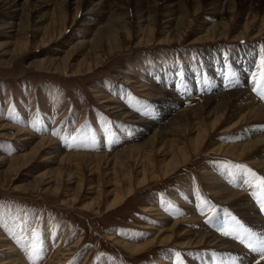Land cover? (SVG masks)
I'll list each match as a JSON object with an SVG mask.
<instances>
[{
    "label": "rangeland",
    "instance_id": "374dc122",
    "mask_svg": "<svg viewBox=\"0 0 264 264\" xmlns=\"http://www.w3.org/2000/svg\"><path fill=\"white\" fill-rule=\"evenodd\" d=\"M14 1L7 6L17 5L12 11L17 10L13 22L19 23V31L11 37L0 27V120L13 127L5 132L8 137H0V264L13 260L12 249L23 254L25 264H33L29 255L35 232L43 247L36 264H49L59 248L62 251L53 264H177V253L183 264L264 262L260 252L248 247L249 243L261 246L264 227L255 228L250 216L223 204L208 189L202 174L216 166L226 178L240 169L247 175L246 181L249 169L264 176L249 168L248 160L211 155L209 144L202 154L193 153L190 164L176 175L164 179L160 169L144 171L146 163L141 155L152 154L156 164L164 157L151 152L150 145L124 153L143 145L162 126L169 139L178 138L181 143L184 137L195 138V130L191 128L182 136L179 126L192 122L207 100L220 103L217 97L223 93L249 89L257 102L264 104V97L253 90V74L264 58V30L256 38L255 26L264 16L262 0H237L239 13L233 19L207 12L213 7L211 11H224L222 1L200 0L199 4V0H181L191 15H186L185 26L177 34H171L163 20L154 26L138 20L111 32L104 41H99L100 35L93 36V24L99 22L95 14L85 10L86 21L75 17L72 4L79 0ZM121 1L110 0L109 13L129 20ZM156 1L147 0L151 10ZM198 6L201 9L195 13ZM139 8L146 13L145 7ZM100 16H104L100 25L107 24L106 13ZM253 17H257L255 24ZM224 25L227 33L220 35L217 32ZM172 37L173 44L161 43ZM251 53L253 62L246 69L244 57ZM108 99L124 109L126 116L110 110L103 103ZM183 108L195 111L180 118L177 115ZM234 110H227L229 123H224L225 128L241 116L242 112ZM202 119L211 122L207 116ZM241 128L230 134H220L219 130L212 143L237 142ZM256 128L264 134V123ZM19 130L27 131L26 135L20 136ZM158 137L156 144L163 139ZM41 138L52 140V144L22 167L23 160L19 163L18 158L32 154ZM260 155L264 160V148ZM155 174L161 178L156 179ZM144 178L142 186L139 182ZM229 185L245 191L254 215L264 222L256 184L245 182L241 188ZM130 189L132 196L114 210H107L117 194L124 196ZM186 189H191V194ZM72 199L76 204L67 203ZM149 207H157L161 215L145 213ZM188 210L202 218L203 227L196 230L210 231L238 247L180 249L177 240L168 239L174 234L168 229L173 221L187 217ZM236 221L254 234L246 236L245 243L234 235H223V231L237 227ZM154 240L141 255H131L123 247L125 241L141 244ZM5 245L13 248L3 251Z\"/></svg>",
    "mask_w": 264,
    "mask_h": 264
},
{
    "label": "bare ground",
    "instance_id": "6f19581e",
    "mask_svg": "<svg viewBox=\"0 0 264 264\" xmlns=\"http://www.w3.org/2000/svg\"><path fill=\"white\" fill-rule=\"evenodd\" d=\"M11 1L0 0V22H1L0 27H4V29H7L6 33L9 35H12L11 37H13L19 31L20 25L19 23L13 22L14 18H17V14H15L17 10L12 11V9L13 7L17 8V5L14 4L13 6L8 7L7 5ZM95 1L96 0H79L77 1V3L72 4V6H74V10L77 13L75 17L78 18L81 16V21H86L85 16H87L88 13L95 14V17L96 16L98 17L96 18V21H99V22L93 24L94 27L92 29V32L94 33L93 34L94 37H98L100 35L99 41H104V39H108V37H111V34H110L111 32L113 31L117 32L118 29H120L123 25L131 26L133 24H136V21L138 20L143 22L145 25L148 24L151 26H154L155 24L159 25L160 21L163 20L164 21L163 26L167 29L168 28L172 29L171 34L175 32L177 34L179 29L186 22L185 21L186 15L188 16L191 15L186 10V7H185L186 4L184 6L185 2L181 0H157L154 5L155 9L153 10H151L148 7L149 4H147V0H122L121 2H123L124 4L122 9L126 10L128 12L127 15H130V16H129V20L125 17L121 19L120 17L114 16V13L112 15L111 13H109L113 5L110 2V0H108L107 2H105V0L103 1L98 0L97 2ZM214 1L216 2L222 1L225 5L224 11H221V12L211 11L215 9V7H213V9L207 10V12L211 15H215V14H217L215 16H218V15L226 16L227 15L233 19L236 13L239 11V8H237V0H214ZM200 3L201 2L199 0V4ZM210 4L213 6V3H210ZM210 4H208V7H210ZM262 4L264 5V0H262ZM139 7H145L146 13L143 12V8L141 9ZM199 7L200 6H198L195 13H197L199 9H201ZM8 10H10V12H8ZM85 10H89L88 13L87 12L84 13ZM105 13H106V16L108 17V22L105 25H100L101 24L100 20H103V17H104L100 15L105 14ZM256 19L257 17L252 18V24L256 23ZM261 21L262 22L260 24L255 25V26H258L256 38L263 35L262 33L264 30V16L262 17ZM228 24L229 23H226L227 28L229 26ZM171 25H173L172 26L173 28L171 27ZM226 26L224 25L223 30L219 29L217 33H219L220 35H225V32L227 31ZM209 35L210 33H208L205 36V38L208 37ZM180 36L181 35H176V37H180ZM174 37H172V39L170 40L164 39L163 41H161V43L165 42L168 44H173ZM202 38H204V36ZM245 52L246 50L240 53H245ZM253 54L254 53H251L249 55L245 54L243 62H245L246 69H248V67L250 68L252 65L251 63L253 61H251V57ZM250 91L249 89H243V90L237 89L235 91L223 93L222 95L217 97L221 101L220 103H216V104H214L213 101L211 100H207L204 106L202 105L201 107H199L200 114L197 117L193 118L192 122L187 120V123L180 125L178 128L180 134L182 133L181 134L182 136H186L189 133V131H191V128H192L193 130H195V132L198 133L195 138L188 139L187 137H184L185 140H183L180 143V140L178 138H171V139L167 138L168 137L167 134L165 135L162 133V128H164L162 126V127L157 128L153 136H150L148 138L149 140L143 143V145L134 147V149L125 150L124 153H128L131 150L138 151V149H141L139 148L140 146L143 147V146H149V145L151 146L150 148L151 152H155L156 154L162 153L164 157L159 164L158 163L156 164L154 162V158L152 157L153 156L152 154L151 155H147V154L141 155V158H143L146 163L145 164L146 168L144 169V171H146V169L148 168H151L153 171L154 170L158 171V169H160V171L162 172V175L155 174L156 179L157 178L160 179L161 177H163L164 179H168L176 175L183 167H186L188 164H190V161L193 160L192 159L193 157H191L193 153H195V155L193 154L194 156H198L202 154L209 144L211 145V147H213V149H211L209 154L224 155L226 157L228 156L229 158H232L238 161L248 160L249 166H250L249 168H252L255 170L258 169L261 173H264V160H260L262 158V156L260 155V152L264 148V134H261L262 131H260L258 128L255 129L257 125L264 123V104L257 102L258 99H255L250 93ZM103 103L106 104L107 107L110 108V110H115V113L119 114L120 116H126L124 109L115 106L112 100L110 99L104 100ZM231 107L235 108L234 111H236L237 109L238 111H240V113L242 112V114L241 116H239L236 123L232 125L230 124L228 127L225 128L224 126L226 125V123L227 122L229 123V120L226 119V115H227L226 112ZM193 111L195 110L183 108L180 110L177 116L180 118H187L188 114ZM204 116H207L208 118H210L211 122L205 123L202 119ZM239 127H242V128H241V133L238 136L239 138L235 140L237 142H232L229 144L225 142H221L218 144L216 143L217 145H215V142L212 143L213 142L212 140L214 136L216 135V132H218L219 130H220L219 133L227 132L230 134L231 132L238 130ZM9 130H13V127L11 125L8 126V124L0 120V137H8L9 135L5 132ZM173 130H177V129L174 128ZM170 132H173L172 129L170 130ZM19 133H20V136L22 135L25 136L27 131L19 130ZM158 135L159 136L161 135L163 139L161 142L156 144L157 143L156 141L159 139ZM175 137H178V136H175ZM20 140L26 141L27 139L22 138ZM50 144H52V140L47 139V138H41L31 150L32 154L21 155L22 158L21 157L18 158L17 162L21 163L20 159H22L23 162L21 166L24 168L27 167L30 164V162L35 160V157L38 155V153L47 149ZM151 152H149V154ZM76 155H81V154H76ZM138 155H140V152L138 153ZM68 156H72V154L71 155L66 154L65 157H68ZM97 156L98 157L100 156L109 157V155H97ZM136 166L138 167L139 164H136ZM217 169L218 167L211 166L210 170H204L202 173L204 175L203 179L208 185V189L211 192H213L214 195L223 204L232 205L236 207L237 208L236 211H239L242 215L250 216L249 220L251 219V223H253L255 228H263L264 222L260 216L254 215L255 208H253L252 206L248 204L249 200L246 194L244 193L245 191L243 192L241 189L239 188L235 189V187L233 188V187H230L231 185H229V183H231L232 185L239 186L241 188L247 179V175H245V172L240 169L239 171L232 172L231 177L226 178L225 176H222V174H220L219 171H216ZM1 182L2 181L0 179V183ZM117 183H119V180H117ZM139 184H141L142 186L145 185L146 184L145 178L142 179L139 182ZM186 191L187 193L191 194L192 190L186 189L185 192ZM132 195H133V191L131 189L127 191V193L124 194V196H120L117 194L115 199L108 204L107 210L108 211L114 210L117 206L125 202L126 198H129ZM76 202L77 201L75 199H72V201L70 202L68 201L67 203L74 205L76 204ZM87 207H90V204ZM188 211L190 213L188 212L187 217H185L184 219L173 221L171 223L172 227L168 229V230H172L174 234L179 233L180 237L178 238L175 237L176 239H173L174 234L172 233L168 237V239L173 240V241L177 240L176 244L179 246L180 249H188V248H193V247H197V248L198 247L200 248L201 247L202 248L203 247H214L220 250H225V249L234 250L235 248L238 247L236 246V244L228 240H223L222 238H220L219 236H217L216 234L210 231L204 232V231L196 230V229L203 227L201 224L202 218L198 217V215L196 216L194 213H191L192 210H188ZM144 212L145 213L151 212V213H154V215L156 214L158 216L161 215V211H159L157 207H149V209H145ZM162 218L163 217H161L160 219ZM109 239L114 240L115 237H110ZM78 243H80V241H78ZM154 243H155V240L147 242V243H141V244H133V243H130L129 241H125V243L123 244V247H125V249L129 251V253H131V255H134V254L141 255L142 253L146 252L147 248L151 247ZM11 248L13 247L6 248V245H5V249L3 251H5L6 249H11ZM61 251L62 249L60 248L56 251L52 259L50 260L49 264L54 263L55 256ZM12 254L13 255L11 256V259L13 260H8L2 264H25V260L22 257L23 254L21 255V253L18 250L12 249ZM67 254H72V252H67ZM16 256H19V257L15 258ZM61 263H64V262H61ZM261 264H264V262H262Z\"/></svg>",
    "mask_w": 264,
    "mask_h": 264
},
{
    "label": "snow or ice",
    "instance_id": "6c2138e0",
    "mask_svg": "<svg viewBox=\"0 0 264 264\" xmlns=\"http://www.w3.org/2000/svg\"><path fill=\"white\" fill-rule=\"evenodd\" d=\"M253 82L255 84L254 91H257L258 94H260L262 97H264V58L261 59L260 64L257 67V72L253 74ZM250 173V178L245 181L249 184H256V187L260 193V204L261 208L264 209V176H258L256 173L252 172L250 169L248 170ZM257 193H253V195H256ZM236 218L233 217V220ZM237 227L233 229L232 231H223V235L225 236H231L234 235L236 239H239L241 243H245V237H251L254 234L251 233V231L247 228H244L243 225L239 223V221H236ZM248 247L252 248L253 251L260 252L261 259L264 260V241H261L260 247H254L251 243L248 244ZM43 247L40 243V237L39 233L35 232L33 234V240L31 243L30 248V255L29 259L33 261V264H36V261L39 260L42 256ZM177 264H183V260L179 259L180 254L177 253ZM257 264H259V261H257Z\"/></svg>",
    "mask_w": 264,
    "mask_h": 264
}]
</instances>
